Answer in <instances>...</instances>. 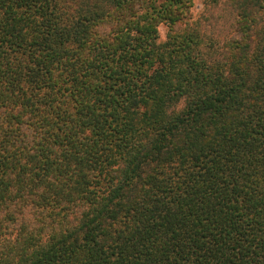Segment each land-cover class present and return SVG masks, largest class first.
Listing matches in <instances>:
<instances>
[{
  "label": "trees",
  "instance_id": "obj_1",
  "mask_svg": "<svg viewBox=\"0 0 264 264\" xmlns=\"http://www.w3.org/2000/svg\"><path fill=\"white\" fill-rule=\"evenodd\" d=\"M192 8L0 0V264H264V0Z\"/></svg>",
  "mask_w": 264,
  "mask_h": 264
},
{
  "label": "rangeland",
  "instance_id": "obj_2",
  "mask_svg": "<svg viewBox=\"0 0 264 264\" xmlns=\"http://www.w3.org/2000/svg\"><path fill=\"white\" fill-rule=\"evenodd\" d=\"M204 5H205V0H193V8H192V13L194 14V18L198 19L199 16L204 11ZM160 35H161V40H165L167 33H168V28L165 25H161L159 28ZM183 102L180 104L179 108H182Z\"/></svg>",
  "mask_w": 264,
  "mask_h": 264
}]
</instances>
